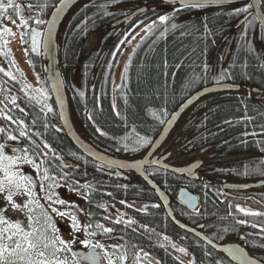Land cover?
<instances>
[{
    "label": "trees",
    "instance_id": "obj_1",
    "mask_svg": "<svg viewBox=\"0 0 264 264\" xmlns=\"http://www.w3.org/2000/svg\"><path fill=\"white\" fill-rule=\"evenodd\" d=\"M18 1H21L24 5H32L31 8L34 10H41L43 19H47L60 0H12V3L16 5ZM6 3H8V0H0V28L4 26V17L8 19L13 17L20 24L16 8L12 10L4 7ZM141 4V0H84L67 17L58 36L60 68L65 73L72 120L75 121L77 129L88 142L105 154L110 156L120 155L133 160L146 154L170 114L183 101L181 99L183 94H187L189 97L193 92L199 90V87L206 86L211 81L217 82V78L222 73L226 75L219 84L223 82L239 84L238 82H242L247 84L249 88L264 87V67L261 66V60L258 59V40L255 38V34L249 35L240 30L236 43L231 46V49H233L232 55L226 61L223 60L224 54L220 55L225 52L224 49L227 46V44L224 45L220 42L221 38L226 33L235 35L238 32L233 27L244 14L234 15L233 13L236 9L243 8L246 5L245 3L230 6L228 15L224 13L223 9H216L213 13L205 11L203 15L201 14L202 16L195 15V21L190 23L186 22L185 16H191V13L177 12L163 22L160 21V18H158V22H152L151 31H146V28H132L130 26L133 20L140 18V14L134 16L130 22L122 24L121 28L111 26L110 23L116 22L118 18L130 16L131 12L140 8ZM170 20L177 21L180 26L178 28L170 26L167 29H162L161 26L171 22ZM29 21L27 27H21L24 34L23 49L33 72L43 77L44 70L39 50L32 51L31 44L32 30L38 32L42 29V26ZM223 22L228 23V29H225ZM253 25H255V22ZM105 26L111 28H107L106 34L102 37L103 39L98 44L97 49L80 64L79 56L83 42L93 32ZM161 31H166L167 37L162 35L163 32ZM8 38L0 35V69L12 72L15 79L12 80L4 76L3 72H0V81L5 88L10 86L9 95L16 96V93H21V91L25 95L21 84L28 81L22 72L17 71L12 66L14 55L10 50V38ZM110 42L107 53L100 64L97 65L100 55L106 50V44ZM126 44L128 45V51H125ZM210 59L215 62L211 64ZM226 68L229 70L227 71ZM74 72H77V77L73 80ZM6 81L8 82L7 85L5 84ZM229 93L231 92L208 95L191 107L184 113L162 148L165 153H170L173 157L186 154L184 157L186 159L202 160L203 163H206L205 168L211 172L212 181L225 182L251 179L245 169L242 168L239 171L232 169V166L227 163V158L217 155L216 159L223 164L216 165L212 161L195 156L185 146L188 141L187 144L198 148L210 146L213 143H209V141L212 139L216 141L211 138L215 131V136L217 134L222 136L227 134L224 128L235 125L234 115L241 114L243 109L251 110L258 107V101L254 102L251 99H246L243 103L239 100L235 101L238 104L237 107L225 106L214 109L216 105L220 104V100ZM26 97L23 96V102L17 98V103L21 104V107L25 108L29 115L24 117L18 110L11 114L16 117L21 114L25 125L28 126L27 131L29 133L34 131L44 133L43 141L49 143L51 148L64 160L77 166L76 170L72 172L71 183L60 179L59 169L49 171V175L56 176L57 181H59V186L52 189L54 199H63L70 202L71 198L65 197L66 193L80 194L85 197L89 190L90 196L87 199L92 214L103 212L102 207H97V205H101L98 196V192H101V190L121 191L127 194L134 190L138 193L140 190H145L143 196L145 200H156L154 192L138 178H128L126 177L127 173L113 170H107V173L104 171L105 169H100L104 167L92 161V159L90 160L76 149L62 131V126L58 121L57 108L51 97L48 99V106L52 109L51 112H48V110L41 112L42 104L39 105L33 100L29 101V96ZM2 99H4V94L0 93V100ZM5 107L4 103H0V108ZM7 107H11L10 102ZM193 110L204 116L200 120L197 119L192 114ZM37 113H39L40 119L36 125H33L32 120ZM202 119H205L206 122L202 123ZM45 120L49 125L47 129L42 126ZM160 120H164L165 123L161 124ZM212 120L215 122L213 123L214 126H217L214 131L208 129ZM258 127H264V121L258 124ZM11 128L16 129L11 134L18 136L19 129L17 126L11 125ZM97 128L100 131H97ZM238 129V134H242L239 139L244 143L264 146L262 135L250 133L248 130L246 131V128L241 129L238 127ZM189 133L192 134V141L189 140ZM249 134H252V136H248ZM1 136H4V134ZM138 137H144L151 143L133 152L131 149ZM228 137L231 138L230 134H228ZM236 139L238 138L236 137ZM1 142H7L6 136ZM18 143L21 147H26L30 143V139L28 137L20 138ZM125 144L129 146L128 150H124ZM171 162L175 164L176 160H171ZM43 167L42 165L41 172H43ZM22 168L24 173L30 171V174L34 176L38 187L37 191L36 187L34 188V195L42 205H45V192L40 189V176L30 165L24 164ZM64 171L71 170L65 169ZM112 172L118 175L117 179L112 180L109 177L101 179V173L110 176ZM148 173L161 189L170 194L171 197L177 192V187L181 184L180 178L175 177L168 171L150 168ZM256 173L258 175L257 169ZM184 181L188 182L186 179ZM44 183L46 187L52 181L49 180ZM85 185H87V188H85ZM109 198L115 200L116 197ZM123 201L124 203L120 202L118 204L119 213L143 211L153 216L154 220L152 221L154 224L151 225L154 228H166L164 221L161 219L164 214L159 205L141 207L139 204L135 205L133 197L129 196ZM214 203V212L207 211L209 217H223L219 211H223L224 207L217 202ZM68 205L55 204L54 206L61 212L68 211V214L76 212V210H71V207L68 208ZM205 207L204 202L203 211H205ZM177 209L179 211L178 216H182L186 212L191 215L196 213L182 209L180 206ZM187 220L191 221L192 219ZM229 224L227 222L226 226ZM214 228H216V225ZM262 247L258 249V256L260 257H264V238L262 239ZM196 256L198 261L212 264L205 253L196 252ZM169 264L171 263L169 262Z\"/></svg>",
    "mask_w": 264,
    "mask_h": 264
},
{
    "label": "snow or ice",
    "instance_id": "obj_2",
    "mask_svg": "<svg viewBox=\"0 0 264 264\" xmlns=\"http://www.w3.org/2000/svg\"><path fill=\"white\" fill-rule=\"evenodd\" d=\"M67 0H65V3ZM224 0H195V2L188 3L186 7L193 8H204L211 3H223ZM9 8H16L17 5L12 3V0H8ZM27 7L31 8L32 5ZM259 7V0H251L247 7L238 8L233 13L234 15H240L241 13H249V9H255ZM62 10V9H61ZM18 16H23V13L18 12ZM248 15L244 17V23L250 25L252 23L249 20ZM36 22L43 23L38 17L35 18ZM168 17H160V21L163 22L167 20ZM255 19V17H253ZM12 23H16L13 17H9ZM155 23V22H153ZM20 26L22 28L28 26V20L21 19ZM153 25H148L145 29L146 31H151ZM175 28L176 25L172 24ZM4 32L11 33L10 28H3L0 31V35ZM22 33V38H23ZM40 32L32 30L31 44L32 51H37L39 49V37ZM52 28H48L47 39L45 44L51 43ZM7 55V54H5ZM4 76L11 78L15 77L11 72L4 71ZM224 73H222L217 78V83L225 78ZM7 81L5 84L7 85ZM26 87L30 88L31 85ZM10 86L8 88L0 87V93L4 94V99L0 100V103L6 105L5 108H0V115H2L3 123H0V134L6 136L7 142H0V193L7 192V199L12 200L13 193L19 192L24 194L25 192L30 197V203L26 205L30 209V213L27 216V222H13L10 223L3 216H0V264H122L124 261H129V264H137V261L142 259L140 252L137 251V245L128 241L126 236L115 237L107 234H111L115 231L113 227H104L101 223L95 224V229H100L103 234H106V239L109 240H123V243H105L102 240L96 239L97 231L88 229L93 228L91 222V213L86 212V210H81L79 206L74 205L77 211H81L83 214L87 215L89 219L85 220L83 225L84 239L80 240V244L86 248L88 251L86 254L80 255L77 258V254L72 251V246L77 242L79 237L75 235V231H81L78 226V221L75 214L71 215L72 224L71 227L74 229L73 238L71 240L65 241L59 235V229H57L52 223V217L47 211V208H51L52 213H58L61 217L68 215V213L61 212L56 208L55 204L67 205L69 202L63 199H54V193L52 189L59 186V181H57L56 176H50L49 171L54 169H59V176L61 180L71 183L72 172L76 170V165H73L63 159L62 156L58 155L54 149L51 148L50 144L43 141L44 133L40 131H34L29 133L27 131V125L24 123V119L12 115L14 111L18 110L27 117L29 113L25 108L20 107L17 103V97L9 95ZM22 90V89H21ZM39 95L30 96L29 101L35 99L37 103H41L42 100H46V94L37 90ZM10 102L11 107H7ZM46 105H42L41 112ZM52 109L48 108V112ZM40 119L39 113L33 117L32 124L36 125L37 121ZM170 123V121H168ZM161 124H164V120H160ZM11 125H16L19 129L18 136L12 135L11 132L16 129H12ZM44 129L49 127L47 121L45 120L42 124ZM59 130V129H58ZM97 131H100L97 128ZM103 135V133H101ZM4 136H0V141L4 140ZM28 137L30 143L26 147H21L18 141L20 138ZM151 142L144 137H138L134 143L131 151L136 152L140 148L146 147ZM129 146L124 145V150H128ZM146 153L145 155H147ZM152 163L158 164L159 161H152ZM27 164L32 166L37 174L40 176V189L45 192V205H39L38 201L32 197L34 191L33 177L24 174L21 170L22 165ZM43 167V172H41V167ZM118 167L123 168L124 165L120 164ZM138 169L143 166L138 165ZM69 169L71 171H64ZM51 180L52 183H48L45 187L46 181ZM87 188V185H85ZM124 203V201H121ZM37 205V207H33ZM155 206V205H154ZM97 207H103V205H97ZM239 212H245L244 209H237ZM246 215H259L258 213H245ZM105 220L109 217L105 216ZM113 224L122 223L120 218L112 221ZM135 221H128L127 226L134 224ZM238 223H244V221H238ZM255 227V225H252ZM142 251V250H141ZM179 251L183 252L184 249L180 248ZM227 255L222 256L216 261V264H231L232 261H239L240 264H253V261L248 257L243 248H230L224 250ZM144 256H148V253H144ZM154 264V262H153ZM264 264V262H262Z\"/></svg>",
    "mask_w": 264,
    "mask_h": 264
},
{
    "label": "flooded vegetation",
    "instance_id": "obj_3",
    "mask_svg": "<svg viewBox=\"0 0 264 264\" xmlns=\"http://www.w3.org/2000/svg\"><path fill=\"white\" fill-rule=\"evenodd\" d=\"M141 1H142V4L140 8L133 10L131 14H133L135 11L146 8L147 11L140 14V18L143 19L144 21L145 28H147V26L150 25L149 24L150 22H158V18L160 17L171 18L172 17L171 15H175L177 12L191 13L192 14L191 16L194 17L195 15H201V14L203 15L205 11L209 13H213L216 9L218 10L223 9L224 13L228 15V8L230 6H233V5H220V6L219 5H216V6L208 5L204 8H193V7L179 6L176 3H166V2H163L162 0H141ZM263 3H264V0H263ZM262 9L264 12V8ZM253 17L255 16L253 15L250 19L255 20V22H257L258 19H256V17L255 19H253ZM130 26L132 28L134 27L143 28L138 22H136V19L133 20ZM258 26H259V21H258ZM259 33L261 35L260 37H257L258 38V47H257L258 48L257 49L258 59L264 60V27L261 28V31L259 30V27H258V36H259ZM238 34H239V31L235 35H231V33H228V34L226 33L221 38L220 42L222 44L224 43V45L227 44V46L225 47L226 49H224L225 53L226 52L227 53L224 54L223 60L226 61V59H228V57L230 56L229 54L232 55L233 49H231V46L236 43L238 39ZM219 50L221 51V49ZM238 83H239L238 84L239 87L234 88L235 90L231 92H234V91L239 92L243 97H245V90L251 91V89L247 86V84H244L242 82H238ZM258 89L260 91L258 90L251 91L253 93V96L247 99H251L254 102L258 101V107H260V106H264V87H258ZM259 92H261L260 95H258ZM17 98L22 102L24 100L23 95L20 92L17 93ZM19 106L21 107V104ZM19 117H21V114ZM240 136H242V134H240ZM248 136H252V134H249ZM185 155L186 154L184 155L179 154L175 157L170 155L168 156L167 161L176 160L175 164L177 163L176 165L180 167L182 166L186 167V165L188 164L201 161L200 159H196V160L186 159L184 158ZM199 166L200 168L192 174L193 178H190V180L189 179L187 180L186 176L175 175L172 173L173 175H175V177L177 176L178 178H180V181H181V184L179 185V187H177L178 188L177 192L174 195H172L173 197L171 196L169 197L170 199L169 207L172 208L177 219L179 220L178 223L182 222L184 224H190L193 228H196V229L200 227L197 230V233L202 236H205L212 242L224 240L228 244H234V245L241 246V248L245 249L252 258L257 257L258 249H261V245H259V243L261 242L258 243V237L261 238V236L264 235V224L262 226L252 224L251 221H249L248 219L241 217L243 216L241 212L235 213V214L229 213L223 217H220L219 219L208 220L207 224L209 225V228L204 227L201 220L197 218H193V216L188 212H186L182 216H178V213H179L177 209L178 206H180L182 209H185V210H189L193 212H197V211L202 212L204 210L203 205L206 199L210 200L211 198H219L220 200L223 197L234 196V195L240 196V198H243V199L247 198L245 194L237 190L236 185H239V183L241 182H246V183L251 184L252 179L244 180V181H225V182L212 181V176H210L211 172H209L205 168L206 163H203ZM149 169L146 170V173L148 174V176H150L148 173ZM101 170H104V168H102ZM104 171L107 172V170H104ZM117 176L118 175L112 172L110 173V176L107 175L106 177H109L113 180V179H117ZM126 177L128 178L136 177L138 178V180L144 183V185H147L145 180H143L140 176L133 175V173L128 172ZM150 178L152 177L150 176ZM184 179H186L188 182H185ZM213 183H220L219 185L220 188L216 191L212 190L210 186ZM194 186H207V187H210V190L209 188L196 189ZM35 189L37 191L38 187ZM181 189H186L190 193L197 196L198 206L195 209L187 208V206L183 202H180L177 199L178 194ZM89 196H90V191L88 190L87 195L85 197H83L80 194H71V196L69 197L71 198V200L75 201V203H73L74 205L79 206L81 210H86V212L90 213V210H89L90 204L88 203V199H87ZM98 196H99V204L104 205V207L101 208L103 212L101 213L96 212L98 214L91 213L92 215L90 219H91L93 228L88 229V231H91V230L97 231L96 239L102 240L105 243H109V244L124 242L123 240L106 239L105 238L106 234H103L100 229H95V224L101 223L104 225V227H113L115 229L113 233L107 234V235H111L115 237L126 236V239L128 241H131L132 243L138 246L137 251L140 252L141 257L143 258L138 260L137 264H153V262L154 264H169V262L171 264L173 263H176V264H207L205 261H198L196 252L200 253V251L189 249V247L187 246V244H190V243L192 244L193 242L204 244V243H207V240H205L204 238H199V236L195 234L187 235L183 233V230H181V228L173 220H171V218L168 216L164 205H162L161 202L157 200L158 199L157 196H155L156 200H150L147 202L153 203L154 205H159L160 210L164 214L162 215L161 219L164 221L166 228H162V227L154 228L151 225V224H154V222L152 221L154 220V218H152L153 216L147 213L145 214L143 213L142 214L119 213L118 204L114 202L115 200H113L112 198L103 196L101 192H98ZM248 201L250 203H255V204L260 203L261 204V202L264 201V197L263 195H261V193L256 192L254 196H251L248 198ZM72 209L76 210V212H73V214H75L76 219L78 221V226L81 229V231H75V235L79 237L78 241H80L84 239L83 225L85 223V220L89 219V217H87V215L83 214L81 211H77L76 208H72ZM71 215L72 213L65 215L64 218H66L68 222L64 225H59L61 233L62 232L65 233L64 238H63L65 241H68V239L71 236H73V233H74V229L71 227V224H72ZM51 216H52V219L55 221L54 216L53 215ZM105 216L109 217V219L105 220L104 219ZM117 218H120L121 221L126 222V224L130 220L135 221V223L130 226H127L128 229L125 231L119 224L112 223V221ZM187 219H192V220L188 221ZM238 221H244V223H241L243 224V227L256 233V236H255L256 241H253V240L241 237V236L239 237L232 233H225L226 228L224 227H226L227 222H229L232 225V224H237ZM140 222L143 224L140 225L139 224ZM215 225H216V228H214ZM252 225H255V227H253ZM258 230H259V233H258ZM180 248H183L184 251L183 252L179 251ZM204 250L205 251L201 253L203 254L205 253V255L208 258H210L209 261L212 264H216V261L220 259L222 256H224L216 252L213 248L209 246ZM72 251L74 253L84 252V254H86L88 250L84 248L79 242V246L72 247ZM144 253H148V256L145 257ZM78 257H80V255H77V258ZM84 264H87V262H84ZM122 264H129V261H124L122 262Z\"/></svg>",
    "mask_w": 264,
    "mask_h": 264
},
{
    "label": "bare ground",
    "instance_id": "obj_4",
    "mask_svg": "<svg viewBox=\"0 0 264 264\" xmlns=\"http://www.w3.org/2000/svg\"><path fill=\"white\" fill-rule=\"evenodd\" d=\"M236 5H238V4H236ZM247 5L248 4L244 5V7H247ZM252 12H253V9H249V13H251V15H250L251 17L253 15H255V14H252ZM35 13H36V15L38 13H40L41 16H39V17L43 18L41 10H36ZM141 13H143V12L138 10V11H135L131 15L136 16V15H139ZM246 15H248V14L247 13L243 14L241 16V18L237 21V23L240 22L241 19H243L244 16H246ZM250 16H249V20H251ZM185 18H186V22L187 23L195 21L194 20L195 18L193 16H190V15H186ZM122 19H123V17L118 18L116 20V22L121 21ZM170 21L171 22L163 24L161 26L162 29H167L170 26H172V24L176 25L175 28H178L180 26L177 21H174V20H170ZM251 21H252V23L250 25H245V23H243L242 24L243 27L240 26L241 28L237 29L236 31L243 30L249 35L255 34V38L258 40L257 37H260V35H261L259 33V36H258V22H255L254 20H251ZM116 22L114 21L113 23H110L111 26L121 28L122 24H120L118 26L113 25ZM136 22H138L143 28H145L143 19L136 18ZM254 22H255V25H253ZM151 23L152 22H150L149 24H151ZM223 23H224L223 25L225 26V29H228L229 28L228 23L227 22H223ZM64 24L65 23L62 24V27H63ZM107 28H109V27L105 26V27L97 30L99 32L103 31L102 34H100L101 35L100 36L101 39H103L102 37L104 36V34H106ZM261 28H263V27H261ZM161 32H163L162 35L167 37V32L166 31H161ZM90 36L88 37V39L90 38ZM88 39H86L83 42L82 46H81L80 56L82 55L83 46L88 41ZM125 48H124L125 51H128V45L127 44L125 45ZM132 49H133V47H132ZM58 51H59V57H60V49L59 48H58ZM93 52L94 51H92L88 55H86V57L82 61H81V57L79 56L80 57V64L87 57H89V55H91ZM257 52H258V50H257ZM226 53L224 52V53H222L220 55H223V54H226ZM39 54H40V57H41V49L39 50ZM229 55H231V54H229ZM260 60H261V66L264 67V60H262V59H260ZM209 61H210L211 64L215 62L213 59L212 60L210 59ZM28 62H29V59H28ZM29 69L31 70V68H29ZM30 70H24V71L22 70L21 72L26 77V74H28L30 72ZM226 70L228 71L229 69L226 68ZM61 72H62V76H63V79H64L65 87L68 88L67 84H66L65 73H63L62 69H61ZM113 74H114V72H113ZM43 78H44V81L46 83V88H47L46 90L49 93L51 99H53L50 90H48L49 86H48L47 79H45L46 78L45 72H43ZM235 78L236 79H240V78H237V77H235ZM220 84H231V83H224L223 82V83H220ZM217 85H219V83H217L216 81H213V82L211 81L208 85L203 86V87H199L198 89L201 90L203 88L213 87V86H217ZM0 87H3L1 81H0ZM250 89H251V91H255V90L256 91L257 90L260 91L259 89L255 88V87L250 88ZM199 90H197L195 92H198ZM251 91L245 90V97H243L239 92L227 91V92H231V93L227 94L223 99H221L220 102H219L220 104L216 105L214 107V109H217L219 107H225V106L237 107L238 104L235 101L239 100V101H241V103H243L247 98H250V97L253 96V93ZM66 92H67V95L69 96L68 89H66ZM195 92H193V94H195ZM260 93L261 92H259L258 95H260ZM193 94H191L189 97H191ZM189 97H188L187 94L186 95L183 94L181 96V99L183 101L179 104V106L176 108V110L173 111V113L175 111H177L179 109V107H181L183 105V103H185L189 99ZM173 113H171L170 116L173 115ZM192 114H193V116H195L199 120L204 116L203 114H201L200 112H198L196 110H193ZM183 115H184V113L182 114V116ZM19 116H20V114H19ZM19 118H21V117H19ZM234 121H235L234 122L235 123L234 126L224 128L225 133H227V134H223L222 136L220 134H217L215 136L216 131L214 132L213 137H211V138H214L216 141H213V139L211 141H209V143H213V144H210V146H205V147H202V148H198V147L190 146L189 144H187L189 141L188 142L185 141L186 142L185 146H187L188 150L190 152H192V154H194L195 156H198V157L207 159L209 161H212L216 165L217 164L221 165L223 163L216 159L217 155H221V156L227 158V163H228V165L232 166L231 167L232 169L239 171L240 169L243 168V169H245L247 171L248 175L252 179V183L251 184L246 183V182H241V183H239V185H236L237 190H239L243 194H245L247 198L243 199V198H240V196H235L234 195V196L223 197L220 200H219V198H211L212 200L211 199L210 200L207 199V200L204 201L205 205H206L205 211L196 212V213L192 214V216H193V218H197V219L201 220L202 223H203V226L206 227V228H208V226H209L207 224V221L209 219H219V218H217V216L210 218L209 217V213H207V211L210 212V213L214 212L213 211V209H214L213 207L215 206L214 202H217L220 205H222V207H224L223 211H219L222 214V216H225V215H227L229 213H232V214L240 213L239 211H237V209L239 208V209H244L245 210V212H241L242 215H243L241 217H243L245 219H248L249 221H251L252 224L261 225V226L264 224V201H262L261 204L260 203H258V204L250 203L248 201V198L251 197V196H254V194L256 192L257 193H261V195H263V197H264V146H262V145H253V144H248V143L246 144L242 140L239 139L240 133L238 134V132H239L238 127H240L241 129H245L246 128V131L248 130V132H250V133H254V134L258 133V134H260V135H262L264 137V127H258V124H261L264 121V106H260V107H257L256 109L254 108V109H251V110L243 109L241 111V114L234 115ZM201 122L204 123V122H206V120L202 119ZM213 123H215L214 120H212L209 123L208 129L210 131H214L217 128V126H214ZM74 125L76 127L75 121H74ZM250 125H252V126H250ZM247 126H250V127H247ZM163 127L161 128V130L163 129ZM62 129H63V127H62ZM76 129H77V127H76ZM77 131L79 132V134L82 135V133L78 129H77ZM64 133H65V131H64ZM228 134H230V137L232 139L228 137ZM233 137H235V138H233ZM236 137L238 139H236ZM189 140L190 141L193 140L192 134L189 135ZM219 144H221V145H219ZM223 144H226V145H223ZM163 147L164 146H162L161 149L158 152H160ZM111 157H113L115 159H123V160H128V161L133 160L131 158L120 156V155H112ZM97 164H99V163H97ZM99 165L104 167V169L106 168L105 170H112L111 168L105 167L102 164H99ZM256 169L258 171V175L256 173ZM106 176H107V174L101 173V179L102 180L105 179ZM186 178H187V180L188 179L190 180V178H188V177H186ZM154 182L156 183V181H154ZM219 185H220V183H213L210 187H211L212 190L216 191V190H218L220 188ZM147 186L150 188V186L148 184H147ZM194 187L196 189L209 188V190H210V187H207V186H194ZM150 189L154 192L155 196H157V194L155 193V190H153L152 188H150ZM160 189H161V187H160ZM161 190L166 195L168 194L163 189H161ZM181 190H184V189H181ZM101 194L103 196H105V197H116L114 202H116L117 204H119L121 201H123V199H126L129 196V197H133V201L135 202V205L139 204L141 207H145V208L146 207H150V206H154L153 203L147 202L148 200H145L143 198V196L145 194V190H140L139 193L134 190V191L130 192L129 194L123 193L121 191L118 192V191H105V190L102 191L101 190ZM168 197H170V194H168ZM157 198H158V196H157ZM159 202H160V200H159ZM142 213L145 214L143 211H139L136 214H142ZM245 213H258L259 215H246ZM171 220H173L174 222H179V220L177 219L175 214L173 216V219H171ZM139 224L141 225L143 223L140 222ZM182 224L184 225L183 229L181 227L180 228H181V230H183V233H185L187 235L194 234L195 230H198L200 228L199 227L198 229H196V228H193L190 224H184V223H182ZM119 225L125 231L128 229L126 222H122ZM224 228H226L225 229V233H232V234L237 235L239 237L241 236V237L256 241V237H255L256 233L246 229L245 227H243V224H241V223L232 224V225L229 224L228 226H226ZM258 233H259V230H258ZM263 238H264V235H262L261 238L258 237V243L261 242V243H259V245H261V247H262V239ZM228 245H234V244H228L224 240L223 241H213V242L211 241V242L204 243V244H201V243H198V242L197 243L193 242L192 244L191 243L187 244L189 249L197 250V251H200V252H204L205 251L204 249H206L208 246L213 248L216 252H218L216 250V248L226 247ZM218 253H220V252H218ZM220 254H222V253H220ZM222 255H224V254H222ZM254 258H255V261H256L257 264L258 263L262 264V262H264V257L257 256V257H254ZM231 263L235 264L233 261Z\"/></svg>",
    "mask_w": 264,
    "mask_h": 264
},
{
    "label": "water",
    "instance_id": "obj_5",
    "mask_svg": "<svg viewBox=\"0 0 264 264\" xmlns=\"http://www.w3.org/2000/svg\"><path fill=\"white\" fill-rule=\"evenodd\" d=\"M84 0H67L65 3V0H60L53 11L51 12L46 25L44 26L43 31V37L41 41V59L43 63V70L45 72L48 86L51 95L52 100L55 103V106L57 108V112L59 114V120L60 124L63 127V131H65L67 137L69 138V141L72 142L74 147L78 149L84 156L89 158L92 161L102 164L105 167L111 168L113 170H119L121 172H131L136 174L137 176H140L143 180H145L146 184L150 186L153 190H155V193L158 196V200H160L161 204L164 205L166 212L168 216L173 219L174 213L172 209L169 207L170 199L169 197L160 189V187L148 176L146 173L147 168H159L168 172H171L175 175L180 176H186L188 178H193L192 174L196 172L200 168L199 165L202 164V162L198 161L192 164H188L183 167H177L175 165H172V163L167 162L168 156L163 155L164 150L162 149L160 152H158L162 146H164V143L168 140L172 130L176 127L180 119L182 118V114L187 112L192 106H194L199 100L202 98L214 94V93H221V92H227V91H233L234 88H237L239 86H236L234 84H219L217 86L203 88L199 90L198 92H195L189 99L183 103L181 107L177 111L173 113L169 117V119L166 121V123L163 125V129L159 133L157 138L152 143L150 149L147 151V155H144L141 158H137L135 160H123V159H115L111 157L108 154H105L104 152L98 150L96 147H94L90 142H88L79 132L77 131L74 120L71 113L70 103L66 87L64 83V79L61 72V63L59 58V51H58V36L60 33V30L62 29V24L65 22L68 15L72 12V10L79 5ZM166 3H178L180 6H185L188 3L195 2V0H162ZM247 2L250 3L251 0H224L223 3L217 4V3H211L209 5H228V4H237V3H243ZM263 2L262 0H259V7L253 9L252 14H255V17H257L259 21V29L261 27H264V12L263 9ZM62 9V10H61ZM20 13H25L26 18H30L32 15V11L29 9L21 8ZM40 13L35 15V18H41ZM250 15H248L249 18ZM245 17V16H244ZM133 16H128L123 18L121 21H118L114 23L113 25L118 26L123 23L130 22L132 20ZM244 23V18L241 19L240 22H238L233 28L237 30L242 24ZM51 26L52 28V37H51V43L45 44V41L47 39V32L48 28ZM261 30V29H260ZM107 46L106 50L103 51L104 54L107 53ZM92 52V51H90ZM89 52V53H90ZM88 53V54H89ZM87 54V55H88ZM101 55L102 57L104 56ZM170 121V123L168 122ZM158 152V153H157ZM152 161H159L158 164L152 163ZM123 164L124 167L120 168L118 165ZM138 165H142L143 167L141 169H138ZM34 182V179H33ZM177 199L180 202H183L187 208H196L198 206V198L196 195L190 193L188 190L184 189L181 190L178 194ZM179 227L183 229V224L175 222ZM195 235L199 236V238H204L208 242H211L205 236H202L197 233V230H195ZM230 248H241L239 245H228L226 247L216 248V250L225 256L227 253L224 251L225 249ZM245 253L248 255V257L253 261V264H257L255 261V258H252L248 252L244 249ZM77 255H82L84 252H76ZM79 258V257H78ZM235 264H240L239 261H233ZM259 264V263H258Z\"/></svg>",
    "mask_w": 264,
    "mask_h": 264
},
{
    "label": "rangeland",
    "instance_id": "obj_6",
    "mask_svg": "<svg viewBox=\"0 0 264 264\" xmlns=\"http://www.w3.org/2000/svg\"><path fill=\"white\" fill-rule=\"evenodd\" d=\"M16 5H17L16 10H17V12H19L20 1H18L16 3ZM4 7H8V3H6V5ZM10 9L13 10L14 8H10ZM18 20L20 21V19H18ZM45 22H46V19H43V23L40 24L42 26V29H40L38 31V32L41 33V36L39 37V41L40 42H41V37H42V33H43V28H44L43 26H44ZM3 24H4V26L0 28V31H2L3 28H5V27L11 29V33L4 32L2 35L5 36V37H9L10 38V50L12 51V53L14 55V58L12 60V66H14L16 68V70L19 71V72H21L22 70L23 71L24 70H30L29 68L32 69V66L28 62L26 53L23 50L24 41H23V38H22V31H21L20 24L18 23L17 20H16V23H12L7 17H4ZM102 32L103 31H100V32L96 31L90 36L88 41L83 46L82 55L80 56L81 57V61L86 57V55L90 51H94V50L97 49L98 44H100V42L102 40L101 37H100L101 36L100 34H102ZM109 44H111V42L107 43L106 45L110 46ZM39 48H40V44H39ZM29 75H30V78L28 77ZM76 77H77V72H74L73 80ZM26 78H29L28 79V80H30L29 83L26 81L28 84L27 83L21 84V86L24 88L25 95L26 94H28L30 96L39 95L37 90H40L42 93L46 94L47 99L46 100H42V102L38 103V104L39 105H41V104L42 105H46L43 108V111H47L48 108H49V106H48V101L49 100L48 99L50 98V95H49V93L46 90L47 88H46V83L44 81V78L39 76L36 73H35V76H33L32 73H30V74L28 73V74H26ZM27 85H31V87L28 88V87H26ZM33 101L36 102L35 99H33ZM42 105H41V107H42ZM1 119H2V115H0V123H3V121ZM1 135L2 134H0V136ZM21 170L23 171V168H21ZM23 173H24V171H23ZM0 178H2V174H0ZM34 194H35V192L33 191L32 197L35 200L38 201L39 205H42V203H40V201L38 200V198ZM71 194L72 193H66L65 197H69V196H71ZM29 203H30V197L27 195L26 192L24 194H21L19 192H14L11 201H9L7 199V192H2V193H0V216H3L10 223H13V222L26 223L27 216L30 213V209L26 205H28ZM73 203H75V201L71 200L68 203L69 204L68 208L72 207L74 205ZM33 207H37V210H39L37 205H33ZM48 212L51 215L54 216L55 221L52 219V223L57 229H59V235L62 238H64L65 233L64 232L61 233L59 225L66 224L68 222V220L66 218L61 217L58 213H52L51 212V208H48ZM72 238H73V236H71L68 240H71ZM77 246H79V241L78 240L72 247H77Z\"/></svg>",
    "mask_w": 264,
    "mask_h": 264
}]
</instances>
